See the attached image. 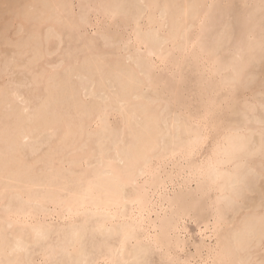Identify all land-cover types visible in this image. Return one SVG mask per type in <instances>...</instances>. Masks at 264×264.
<instances>
[{
  "label": "rangeland",
  "instance_id": "1",
  "mask_svg": "<svg viewBox=\"0 0 264 264\" xmlns=\"http://www.w3.org/2000/svg\"><path fill=\"white\" fill-rule=\"evenodd\" d=\"M200 125L209 134L195 161L219 156L207 176L182 151ZM148 160L156 190L147 175L122 180ZM199 183L211 186L198 192ZM138 187L151 199L135 215L123 197ZM184 191L208 204L206 222L177 218L161 201ZM104 194L119 205L96 209ZM89 196L75 215L63 206ZM125 208L135 216L106 219ZM164 214L181 219L173 259L141 228L123 232L140 215L147 229ZM262 220L264 0H0V264H264Z\"/></svg>",
  "mask_w": 264,
  "mask_h": 264
},
{
  "label": "bare ground",
  "instance_id": "2",
  "mask_svg": "<svg viewBox=\"0 0 264 264\" xmlns=\"http://www.w3.org/2000/svg\"><path fill=\"white\" fill-rule=\"evenodd\" d=\"M186 3V2H185ZM58 6V5H57ZM186 6V5H185ZM192 8V7H191ZM189 10V9H188ZM148 21V20H147ZM185 25V24H184ZM158 38V37H157ZM189 48V47H188ZM186 50V49H185ZM150 53H153V51H151ZM198 55V54H197ZM194 56V55H193ZM194 57H196V56H194ZM197 59H199L198 57H197ZM185 60V59H184ZM189 60V59H188ZM197 61V60H196ZM178 62V61H177ZM187 62V61H186ZM190 62V61H189ZM209 62V61H208ZM181 64V63H180ZM197 64V63H196ZM206 65V64H205ZM196 66H198V65H196ZM185 67V66H184ZM199 67V66H198ZM203 67V66H202ZM191 68V67H190ZM209 69V68H208ZM190 70V69H189ZM140 71V70H139ZM210 71H212V69L210 70ZM179 72H180V68H179ZM211 74V73H210ZM209 75V74H208ZM214 75V74H213ZM212 75V77H213V79H214V76ZM199 76V75H198ZM206 77V76H205ZM179 78V77H178ZM197 79V78H196ZM205 79V78H204ZM186 80V79H185ZM199 80H201V79H199ZM204 81V80H203ZM221 81V80H220ZM206 82V81H205ZM215 82H216V80H215ZM183 83V82H182ZM212 83H214V82H212ZM198 85V84H197ZM206 85V84H205ZM216 85V84H215ZM25 86V85H24ZM156 86V85H155ZM195 86V85H194ZM190 87V86H189ZM198 87V86H197ZM196 87V88H197ZM239 87V86H238ZM212 88V87H211ZM191 89V88H190ZM200 89H202V87L200 88ZM206 89H208L209 90V88H206ZM181 90V89H180ZM205 90V89H204ZM217 90V89H216ZM44 91V90H43ZM190 91V90H189ZM193 91V90H192ZM199 91V90H198ZM230 92H232V91H230ZM193 93V92H192ZM197 93V92H196ZM198 93H200V92H198ZM203 93V92H202ZM201 94V93H200ZM223 96H224V94H222ZM191 96V95H190ZM213 96V95H212ZM183 97V96H182ZM220 97V96H219ZM207 97H206V95H205V99H206ZM214 98V97H213ZM228 98V97H227ZM239 98V97H238ZM189 99V98H188ZM188 99H187V102H188ZM198 99V98H197ZM196 99V100H197ZM177 100V99H176ZM200 100V99H199ZM210 100V99H209ZM208 100V101H209ZM216 100V99H215ZM174 101V100H173ZM207 101V100H206ZM235 101V100H234ZM180 103H181V101H179ZM178 102V103H179ZM218 102V101H217ZM199 104H201V102L199 103ZM207 104H208V102H207ZM210 104V103H209ZM211 104H212V106H214V103H212V100H211ZM215 104H216V102H215ZM220 104V103H219ZM190 105V104H189ZM189 105H187V106H189ZM206 105V104H205ZM217 105V104H216ZM234 105V104H233ZM177 106V105H176ZM181 106H182V104H181ZM197 106H198V103H197ZM211 106V105H210ZM123 107V106H122ZM207 108V107H206ZM215 108V107H214ZM214 108H213V110H214ZM186 109V108H185ZM184 109V110H185ZM204 109V108H203ZM202 109V110H203ZM208 109V108H207ZM207 109L205 110V116H204V118L207 116L206 114H208V112H211V111H208V112H206L207 111ZM216 109V108H215ZM210 110H212V108H210ZM180 111V110H179ZM188 112V111H187ZM192 112V111H191ZM190 112V113H191ZM204 112V111H203ZM195 113H196V111H195ZM198 113V115L200 114L199 112H197ZM213 113V112H212ZM219 113V112H218ZM210 114V113H209ZM214 114V113H213ZM213 114L212 115H210V117L211 116H213ZM185 116V115H184ZM203 115H199V116H197L196 118L198 119V117L200 118H203L202 117ZM216 116V115H215ZM125 117V116H124ZM138 117V116H137ZM192 117V119H194L193 118V115L191 116ZM190 116L189 117H187L188 119L189 118H191ZM203 118V120L205 121V119ZM207 118V117H206ZM217 118V117H216ZM181 119V118H180ZM191 119V120H192ZM196 119V120H197ZM211 119H215L214 117H211ZM58 120V119H57ZM202 119H200V121H201ZM202 120V121H203ZM234 120V119H233ZM207 121H209L208 119H206V122ZM215 120H212V123L214 122ZM217 121V120H216ZM137 122V121H136ZM185 122V121H184ZM219 122V121H218ZM228 122V121H227ZM237 122H238V120H237ZM202 123V122H201ZM208 124L209 125H207V127L206 128H208L209 129V127L208 126H210V122H208ZM214 124V123H213ZM215 124H216V126H217V123L215 122ZM226 124V123H225ZM234 124V123H233ZM232 124V126H234ZM238 124V123H237ZM236 124V125H237ZM203 125H204V123H203ZM222 125V124H221ZM228 125V124H227ZM249 125V124H248ZM196 126V125H195ZM201 126V125H200ZM206 126V125H205ZM205 126H204V128H205ZM246 126V125H245ZM193 127H194V125H193ZM214 127V126H213ZM218 127V126H217ZM217 127H215V128H217ZM222 127V126H221ZM176 128V127H175ZM197 128H198V126H197ZM201 129L198 131L199 133H198V139H197V142L194 144V145H188L187 146V144L182 148V151H183V154L185 155V157L188 159V160H190V164L188 165L189 167H190V169H191V172H193L194 174H196V175H206L207 176V173H208V170H209V168H211V169H213L214 171H215V167H217V166H219V156H218V153H217V151L215 150V156L214 157H212V158H206V160H202V162H196V161H198V160H196L195 161V157L197 156V155H199V154H197L198 153V146L200 147V146H202L204 143H205V140H207V139H205V137H207L206 136V134H207V132H208V129H206L205 131L206 132H204V128H202V126L200 127ZM214 128V129H215ZM182 129V128H181ZM196 129V128H195ZM212 130H213V128H212ZM217 130H219V129H217ZM173 131V130H172ZM186 131V130H185ZM210 131V130H209ZM215 131V130H214ZM246 131V130H245ZM183 132V131H182ZM96 133V132H95ZM215 133H216V131H215ZM215 133H214V136H215ZM63 134V133H62ZM99 134V133H98ZM181 134V133H180ZM185 134V133H184ZM186 134H187V132H186ZM208 134H209V132H208ZM213 134V133H212ZM172 135V134H171ZM170 135V136H171ZM225 135V134H224ZM227 135V134H226ZM94 136V135H93ZM237 135H235V137H236ZM252 136V135H251ZM26 137H28V135L26 136ZM118 137V136H117ZM191 137V136H190ZM208 137L210 138V136L208 135ZM213 137V136H212ZM239 137V136H238ZM70 139V138H69ZM95 139V138H94ZM133 139V138H132ZM144 139V138H143ZM248 139V138H247ZM190 140V139H189ZM217 140V139H216ZM238 140V139H237ZM70 141V140H69ZM158 141V140H157ZM220 141V140H219ZM223 141V140H222ZM226 141V140H225ZM224 141V142H225ZM236 141V140H235ZM145 142V141H144ZM160 142V141H159ZM184 142H186V140L184 141ZM191 142V141H190ZM208 142V141H207ZM227 142V141H226ZM225 142V143H226ZM69 143V142H68ZM177 143V142H176ZM119 144V143H118ZM139 144V143H138ZM215 144V143H214ZM57 145V144H56ZM63 145V144H62ZM81 145V144H80ZM162 145V144H161ZM170 145V144H169ZM174 145V144H173ZM177 145V144H176ZM227 145H228V143H227ZM183 146V145H182ZM225 146V145H224ZM229 146V145H228ZM247 146V145H246ZM164 147V146H163ZM180 147V146H179ZM233 147V146H232ZM235 147V146H234ZM195 148H196V150H195ZM236 148V147H235ZM241 148V147H240ZM244 148V147H243ZM172 149V148H171ZM173 149H177L178 150V148H173ZM230 149V148H229ZM150 150V149H149ZM163 150V149H162ZM168 150H169V148H168ZM175 150H173V151H175ZM221 150H222V148H221ZM170 151H172V150H170ZM240 151V150H239ZM244 151V150H243ZM150 152V151H149ZM178 152V151H177ZM223 152V151H222ZM245 152V151H244ZM166 153V152H165ZM224 153V152H223ZM222 153V154H223ZM114 154V153H113ZM162 154V153H161ZM197 154V155H196ZM208 154V153H207ZM220 154H221V152H220ZM3 155V154H2ZM157 155V154H156ZM224 155V154H223ZM230 155V154H229ZM243 155V154H242ZM162 156V155H161ZM225 156V155H224ZM97 157V156H96ZM167 157V156H166ZM175 157V156H174ZM184 157V158H185ZM199 157V156H198ZM231 157V156H230ZM10 158V157H9ZM91 158H92V156H91ZM148 158H150V157H148ZM147 158V159H148ZM178 158V157H177ZM185 158V159H186ZM96 159V158H95ZM153 159V158H152ZM151 159V160H152ZM165 159V158H164ZM221 159H223V158H221ZM220 159V160H221ZM35 160V159H34ZM123 160V159H122ZM151 160H148L147 162H145V161H143V162H145V163H143L144 164V166L142 167H140V165H139V168H141V169H139V173L137 174V173H135V175L134 176H131L130 178H126V179H122L125 183L127 182V183H130V182H132V183H137V181L139 180V178L141 177V176H143V175H147V177H148V179H150L151 177V180H147L145 183L147 184H149L151 187H153L154 188V190H156L157 188H158V180L156 181L155 179H153V176L156 174V165H155V163H153ZM137 161V160H136ZM178 161V160H177ZM222 161V160H221ZM221 161H220V163H221ZM245 161V160H244ZM38 162V161H37ZM70 162V161H69ZM179 162V161H178ZM225 162V161H224ZM246 162H247V160H246ZM3 163V162H2ZM256 163V162H255ZM46 164V163H45ZM252 164V163H251ZM257 164V163H256ZM16 165V164H15ZM22 165V164H21ZM235 165V164H234ZM2 166V165H1ZM20 167V166H19ZM173 167V166H172ZM234 167V166H233ZM27 168V167H26ZM164 168V167H163ZM179 168V167H178ZM181 168V167H180ZM245 168H246V166H245ZM244 168V169H245ZM15 169V168H14ZM31 169V168H30ZM59 169V168H58ZM89 169V168H88ZM218 169V168H217ZM216 169V170H217ZM243 169V170H244ZM106 170V169H105ZM224 170V169H223ZM25 171H26V169H25ZM31 171V170H30ZM110 171V170H109ZM162 171V170H161ZM165 171V170H164ZM224 171H226V170H224ZM15 172V171H14ZM17 172V171H16ZM24 172V171H23ZM241 172V171H240ZM18 173V172H17ZM29 173V172H28ZM27 173V174H28ZM110 173V172H109ZM129 173V172H128ZM128 173H126V175H128ZM180 173V172H179ZM239 173V172H238ZM32 174V173H31ZM36 174V173H35ZM171 174V173H170ZM211 174V173H210ZM217 174V173H216ZM243 174V173H242ZM17 175V174H16ZM26 175V174H25ZM119 174L117 173H115V176H118ZM130 175V174H129ZM218 175V174H217ZM230 175V174H229ZM241 175V174H240ZM28 176V175H27ZM31 176V175H30ZM58 176V175H57ZM81 176V175H80ZM172 176V175H171ZM215 176V175H214ZM232 176V175H231ZM230 176V177H231ZM85 177V176H84ZM87 177V176H86ZM119 177V176H118ZM150 177V178H149ZM157 177V176H156ZM156 177H154V178H156ZM205 177V176H204ZM240 177V176H239ZM35 178V177H34ZM33 178V179H34ZM89 178V177H88ZM165 178H167V177H165ZM219 178H220V176H219ZM30 179V178H29ZM118 179V178H117ZM159 179V178H158ZM161 179V178H160ZM194 179V178H193ZM198 179V178H197ZM236 179V178H235ZM44 180V179H43ZM164 180V179H163ZM188 180V179H187ZM16 181V180H15ZM42 181V180H41ZM168 181V180H167ZM49 182V181H48ZM162 182V181H161ZM185 182V181H184ZM195 182H197V181H195ZM202 182V181H201ZM96 183V182H95ZM98 183V182H97ZM132 183H130V184H132ZM164 183V182H163ZM162 183V184H163ZM188 183V182H187ZM205 183V182H204ZM212 183V182H211ZM41 184V183H40ZM63 184H64V182H63ZM144 184V183H143ZM199 184H201V183H199ZM104 185V184H103ZM46 186H48V184L46 185ZM51 186V185H50ZM61 186H62V184H61ZM61 186H60V188H61ZM67 186V185H66ZM94 186V185H93ZM145 186V185H144ZM165 186V185H164ZM199 186V187H198ZM198 186H196V187H198V192H199V190L200 191H204V189L208 186H211L209 183H206V184H201V185H198ZM230 186V185H229ZM63 187V186H62ZM118 187V186H117ZM135 187H137V186H135ZM135 187L133 188L134 190H135ZM49 188V187H48ZM64 188V187H63ZM75 188V187H74ZM101 188V187H100ZM106 188V187H105ZM122 188V187H121ZM130 188V187H129ZM120 189V188H119ZM131 189V188H130ZM189 189V188H188ZM8 190H10V189H8ZM83 190H84V188H83ZM96 190V189H95ZM111 190H113V189H111ZM128 190V189H127ZM178 190V189H177ZM186 190V189H185ZM196 190L197 189H195L194 191H193V193L194 192H196ZM224 190H227L226 188L224 189ZM175 191V190H174ZM38 192V191H37ZM49 192V191H48ZM84 192V191H83ZM88 192V191H87ZM111 192H113L114 193V191H111ZM130 192V191H129ZM134 192V191H133ZM132 191H131V193L128 195V197L126 196V197H123L124 199H127L128 201H130V203H134V204H136L135 206H136V208H137V210L138 211H136L137 212V214H135V215H138V214H141L143 211H145L146 209H147V207H148V201H149V199H151V198H149L148 196H147V194H146V192L141 188V187H138L137 189H136V191L133 193ZM177 192V191H176ZM188 192H190V191H188ZM188 192H186L185 193V191H184V193H181L180 192V194H175V196H173V197H167V198H163V196H162V202L164 201V203L167 201L168 203H169V205H170V208L171 209H173V212H171V213H173V216H177V218H182V217H184V216H186L187 215V217H189V218H191V216H189L191 213V215H193V216H195V218L197 217V218H200L199 220L201 221V219L202 220H208L209 219V217L208 216H212L211 214H208V212H207V208H206V202L205 201H202V203L201 202H196V200H198L195 196H194V199L192 198L193 197V193H188ZM205 192V191H204ZM125 193H126V191H125ZM152 193V192H151ZM29 194H31V193H29ZM47 194V193H46ZM73 194V193H72ZM87 194H89V192L87 193ZM117 194V193H116ZM120 194V193H119ZM159 194V193H158ZM200 194V193H199ZM3 195H4V193H3ZM32 195V194H31ZM37 195V194H36ZM48 195H50V193L48 194ZM81 195V194H80ZM85 195V194H84ZM92 195V194H91ZM126 195V194H125ZM160 195V194H159ZM54 196V195H53ZM98 196H100V195H98ZM225 196V195H224ZM8 197V196H7ZM16 197V196H15ZM49 197V196H48ZM86 197V196H85ZM84 197V198H85ZM96 197V196H95ZM95 197H94V201H95V203H93L92 205H97L96 203H99V201H100V199H99V201H96L95 200ZM102 197L103 198H101V199H103L102 200V204L101 203H99V204H101V205H97L96 206V209H98V210H104V208H108L109 210L112 208V206H117V205H119V203H120V198H119V196L118 195H114V194H108V195H105L104 194V196L102 195ZM201 197V196H200ZM199 197V198H200ZM73 198V197H72ZM149 198V199H148ZM70 199V198H69ZM87 200V202H70V201H67L66 203H64L63 204V206L65 207V210L66 211H68L70 214H76L77 213V211L79 210V208L82 206L83 207V205L84 204H86V203H88L89 201L90 202H92L91 200H90V196L88 197V198H86ZM97 200H98V198H96ZM123 199V200H124ZM210 199V198H209ZM12 200V199H11ZM65 200H67V199H65ZM199 200H201V199H199ZM223 200V199H222ZM3 201H6V199L5 200H3ZM19 201V200H18ZM71 201H72V199H71ZM53 202V201H52ZM89 202V203H90ZM160 202V201H159ZM161 202V203H162ZM203 202H205V203H203ZM217 203H218V200L216 201ZM20 203V202H19ZM216 203V204H217ZM124 204V203H123ZM123 204L122 205H120V208L121 207H123ZM167 204V203H166ZM175 204V205H174ZM60 205V204H59ZM124 205H126V203L124 204ZM131 205V204H130ZM173 205L175 206L174 208H173ZM208 205V204H207ZM16 206V205H15ZM42 206V205H41ZM62 206V207H63ZM134 206V207H135ZM162 206V205H161ZM166 206V205H165ZM218 206V205H217ZM37 207V206H36ZM40 207V206H39ZM210 207V206H209ZM208 207V209H211V208H209ZM14 208V207H13ZM48 208V207H47ZM57 208H58V206H57ZM86 208V207H85ZM116 208V207H115ZM123 209H124V207H123ZM130 209V208H129ZM132 209V208H131ZM131 209L130 210H128V209H126L125 208V210H118V214H111V215H109V217L108 218H106L108 221H112V219H114V218H118V217H122V218H126L127 216H130V213L132 212L131 211ZM29 210V209H28ZM108 210V211H109ZM133 210V209H132ZM135 210V209H134ZM12 211V210H11ZM14 211V210H13ZM19 211V210H18ZM23 211V210H22ZM22 211H20L19 213H21ZM83 211V210H82ZM152 211V210H151ZM16 212V211H15ZM28 212V211H27ZM167 212V211H166ZM29 213V212H28ZM27 213V214H28ZM31 213H32V211H31ZM149 213V212H148ZM174 213H175V215H174ZM217 213V212H216ZM32 214H34L35 215V213H32ZM36 214H37V212H36ZM39 214V213H38ZM64 214V213H63ZM132 214L134 215V211L132 212ZM147 214V213H146ZM156 214V213H155ZM169 214V213H168ZM9 215V214H8ZM134 215V216H135ZM149 215V214H148ZM158 215V214H157ZM157 215H156V217H157ZM162 215V214H161ZM15 216L16 217H19L20 215L19 214H15ZM33 216V215H32ZM72 216V215H71ZM97 216V215H96ZM141 216V215H140ZM138 217L139 219H131V223L129 222V220H128V222L130 223L129 225H128V223H127V227L125 228V229H123V232L126 234H128V233H130L131 232V230H134L135 231V229H138V228H141V233L139 234V238H144V239H146L147 240V242H148V244H152L151 245V247L153 246L154 248L156 247V248H159V249H163L165 252H164V255H166V256H170L171 257V255L173 256V254H172V251H171V253H169L170 251L169 250H172V249H174L173 251H177V250H175V248H178V247H180V244H181V239L180 238H178V236H177V234H176V230L178 229H180L181 227L179 226V228H178V225H179V223L180 222H178V220H181V219H176V218H173V216H171V217H166V215L164 214V216L165 217H163V218H160L159 219V223H157L155 220L157 219H153V220H151L150 221V219H149V221H148V225H146V227H147V229L145 228V225H144V227H143V224L145 223L144 222V217ZM143 216V215H142ZM224 216V215H223ZM27 216H26V212H22V214H21V221H26L27 220V218H26ZM130 217H132V216H130ZM130 217H128V218H130ZM147 217V216H146ZM208 217V218H207ZM65 218H67V217H65ZM159 218V217H158ZM193 218V217H192ZM262 218V217H261ZM75 219V218H74ZM97 219H99V218H97ZM35 220V219H34ZM95 220V219H94ZM198 220V219H197ZM206 220H205V222H206ZM79 221H80V219H79ZM92 221H93V219H92ZM263 221V220H262ZM103 222V224H104V222H106L105 220L104 221H102ZM144 222V223H143ZM204 222V223H205ZM261 222V221H260ZM264 222V221H263ZM38 222H36V224H37ZM80 223V222H79ZM126 223V222H125ZM203 223V222H202ZM4 225V224H3ZM39 225V224H38ZM182 225V224H181ZM201 225V224H200ZM96 227V226H95ZM109 227V226H108ZM216 227V226H215ZM152 229V230H154V231H156L157 229H158V231L154 234H151L150 232H149V230L148 229ZM206 228H207V226H206ZM220 228V227H219ZM8 229V228H7ZM86 229H88V228H86ZM115 229V228H114ZM120 229V228H119ZM182 229V228H181ZM46 230V229H45ZM178 230H177V232H178ZM219 230V229H218ZM65 231H67V230H65ZM64 231V232H65ZM71 231V230H70ZM82 231V230H81ZM122 231V230H121ZM133 231V232H134ZM26 232V231H25ZM37 232V231H36ZM86 232V231H85ZM94 232V231H93ZM97 232V231H96ZM100 232V231H99ZM52 233V232H51ZM75 233V232H74ZM219 233V232H218ZM217 233V234H218ZM176 234V235H175ZM42 235V234H41ZM77 235V234H76ZM216 235V234H215ZM24 236V235H23ZM22 236V237H23ZM35 236V235H34ZM132 236V235H131ZM42 237V236H41ZM113 237V236H112ZM123 237V236H122ZM122 237L120 238V241H121V239H122ZM56 238V237H55ZM98 238V237H97ZM124 238H125V235H124ZM19 239V238H18ZM114 239V238H113ZM119 239V238H118ZM247 239H249V238H247ZM7 240H9V239H7ZM131 240V239H130ZM6 241V240H5ZM106 241V240H105ZM103 242V241H102ZM9 243V242H8ZM13 243V242H12ZM16 243V242H15ZM120 243V242H119ZM124 243V242H123ZM127 243V242H126ZM200 243V242H199ZM198 243V244H199ZM6 244V243H5ZM14 244V243H13ZM28 244V243H27ZM26 244V245H27ZM69 244V243H68ZM105 244V243H104ZM182 244H183V241H182ZM197 244V243H196ZM197 244V245H198ZM200 245V244H199ZM198 245V246H199ZM22 246V245H21ZM140 246H142V245H140ZM184 246V245H183ZM196 246V245H195ZM240 246V245H239ZM146 247V246H145ZM205 248H207V250H208V253L210 254V251L211 250H215V249H213V247L212 248H210V246H204ZM222 247V246H221ZM118 248V247H117ZM131 248V247H130ZM130 248H129V250H130ZM150 248V247H149ZM184 248V247H183ZM197 248V247H196ZM201 248H202V246H201ZM100 249V248H99ZM127 249V248H126ZM143 249V248H142ZM3 250V249H2ZM20 250V249H19ZM22 250H23V248H22ZM110 250V249H109ZM230 250V249H229ZM117 251V250H116ZM121 251V250H120ZM133 251V250H132ZM147 251V250H146ZM197 251V250H196ZM12 252V251H11ZM43 252V251H42ZM124 252V251H123ZM215 252V251H214ZM221 252V251H220ZM227 252V251H226ZM8 253V252H7ZM14 253V252H13ZM55 253V252H54ZM109 253V252H108ZM142 253V252H141ZM151 253V252H150ZM216 253V252H215ZM214 253V254H215ZM218 253V252H217ZM216 253V254H217ZM1 254H3V253H1ZM110 254L111 253H109V254H107V253H103V254H101L100 256H99V260L100 259H109L110 258ZM137 254V253H136ZM170 254V255H169ZM211 254H212V252H211ZM25 255H26V253H25ZM163 255V254H162ZM219 255V254H218ZM19 256V255H18ZM24 256V255H23ZM55 256H56V254H55ZM207 256H209V255H207ZM220 256V255H219ZM218 256V257H219ZM223 256V255H222ZM51 257V256H50ZM170 257H168V258H170ZM217 257V255L215 256V258H218ZM1 258V257H0ZM30 258H32V257H30ZM172 258V257H171ZM240 258V257H239ZM50 259V258H49ZM114 259V258H113ZM173 259V258H172ZM219 259H220V257H219ZM219 259L217 260L218 262H219ZM223 259V258H222ZM233 259V258H232ZM242 259V258H241ZM1 260V259H0ZM22 260V259H21ZM34 260V259H33ZM96 260V259H95ZM101 260V261H102ZM148 260V259H147ZM167 260V259H166ZM179 260V259H178ZM216 260V259H215ZM221 260V259H220ZM8 261V260H7ZM19 261H20V258H19ZM74 261V260H73ZM76 261V260H75ZM164 261V260H163ZM169 261V260H168ZM176 261V260H175ZM214 261V260H213ZM221 261H224V259L223 260H221ZM23 262V261H22ZM21 262V263H22ZM103 262H105V261H103ZM173 262V261H172ZM224 262H226V261H224ZM109 263V262H108ZM215 263V262H214ZM220 263V262H219ZM233 263V262H232ZM19 264V263H18ZM38 264V263H37ZM97 264V263H96ZM182 264V263H181ZM218 264V263H217Z\"/></svg>",
  "mask_w": 264,
  "mask_h": 264
}]
</instances>
